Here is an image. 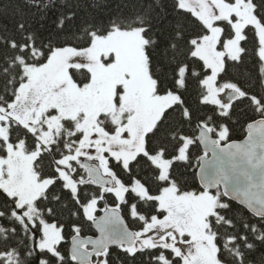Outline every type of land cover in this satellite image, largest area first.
Instances as JSON below:
<instances>
[{"label": "snow or ice", "instance_id": "snow-or-ice-1", "mask_svg": "<svg viewBox=\"0 0 264 264\" xmlns=\"http://www.w3.org/2000/svg\"><path fill=\"white\" fill-rule=\"evenodd\" d=\"M99 8L0 0V264H264V0Z\"/></svg>", "mask_w": 264, "mask_h": 264}, {"label": "trees", "instance_id": "trees-1", "mask_svg": "<svg viewBox=\"0 0 264 264\" xmlns=\"http://www.w3.org/2000/svg\"><path fill=\"white\" fill-rule=\"evenodd\" d=\"M16 2L23 3V0H16ZM81 2H84V0H81ZM142 2H144V0H87V3L89 5H92V4L100 5V8L97 9L96 12H94L93 14L98 15V18L104 21L117 18V17L125 18V17L133 16L134 12L137 11V6ZM31 10L36 11L34 6L31 8ZM89 11H92L91 7L89 8ZM3 22H7V21H3ZM196 67H197V70H199V65H197ZM241 71H244V69H241ZM247 71L252 73L253 75L256 74V69L251 66V63L249 64ZM245 135H246L245 131L237 127L233 138L243 139ZM237 207L243 209L244 215L246 216L251 215L246 209L239 206L238 204H237ZM87 234L88 235L95 234V230L92 229ZM259 257H260V254L257 253L255 256V261H258ZM255 261H254V264H255Z\"/></svg>", "mask_w": 264, "mask_h": 264}, {"label": "water", "instance_id": "water-1", "mask_svg": "<svg viewBox=\"0 0 264 264\" xmlns=\"http://www.w3.org/2000/svg\"><path fill=\"white\" fill-rule=\"evenodd\" d=\"M234 203H236V204H238V202H234ZM239 205V204H238ZM239 206H241V205H239ZM241 207H243V206H241ZM247 210V209H246ZM95 230V229H94Z\"/></svg>", "mask_w": 264, "mask_h": 264}]
</instances>
